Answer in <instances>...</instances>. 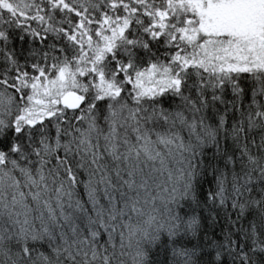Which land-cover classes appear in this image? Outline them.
<instances>
[{
    "label": "snow or ice",
    "instance_id": "snow-or-ice-1",
    "mask_svg": "<svg viewBox=\"0 0 264 264\" xmlns=\"http://www.w3.org/2000/svg\"><path fill=\"white\" fill-rule=\"evenodd\" d=\"M0 264H264V0H0Z\"/></svg>",
    "mask_w": 264,
    "mask_h": 264
}]
</instances>
